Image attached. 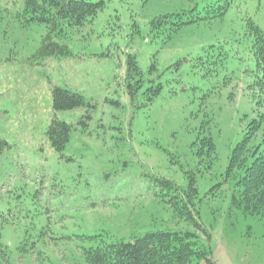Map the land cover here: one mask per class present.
Wrapping results in <instances>:
<instances>
[{
    "label": "rangeland",
    "instance_id": "obj_1",
    "mask_svg": "<svg viewBox=\"0 0 264 264\" xmlns=\"http://www.w3.org/2000/svg\"><path fill=\"white\" fill-rule=\"evenodd\" d=\"M2 1L0 137L10 148L0 156V264H89V248L158 231L196 233L218 264H264V218L233 204L226 172L256 108L247 18L264 32V0H234L222 16L171 37L151 31L155 17L205 14L216 0H92L104 8L69 31L71 53L31 64L46 30L22 27ZM131 55L144 79L134 101ZM150 85L161 93L145 105ZM55 86L85 104L54 111ZM55 116L73 126L62 153L47 134ZM161 179L183 189L195 180L209 240L175 209Z\"/></svg>",
    "mask_w": 264,
    "mask_h": 264
},
{
    "label": "trees",
    "instance_id": "obj_2",
    "mask_svg": "<svg viewBox=\"0 0 264 264\" xmlns=\"http://www.w3.org/2000/svg\"><path fill=\"white\" fill-rule=\"evenodd\" d=\"M233 2L216 0L210 6L212 10L208 9L205 14L195 13L193 8L155 17L151 22V31L156 36L167 32L168 37H171L187 24L222 16ZM2 3L16 8L14 18L22 27L41 25L46 30L36 54L28 59L30 64L38 57L70 54L67 44L69 31L91 22L105 5L104 1L92 0H3ZM247 30L252 38V53L258 73L255 82L256 108L248 118L242 140L232 150L226 172L234 181L233 204L247 215L264 218V32L250 18H247ZM126 81L134 101L144 79L133 55L128 59ZM160 93L161 85H150L144 92L145 105L150 104ZM84 104L85 97L67 87L55 86L52 90V107L56 112L75 109ZM72 128L71 124L56 116L52 119L47 134L57 152L62 153L66 148ZM206 142L210 152H213V140L206 138L203 143ZM7 148H10L9 143L0 137V156ZM160 183L162 188L174 193L170 202L180 211V215L203 230L209 240L211 234L201 228L200 212L193 202L198 195L195 180L192 179L187 189L168 179H161ZM3 251L0 240V253ZM86 256L89 264H218L210 247L199 242L196 233L188 231L149 232L133 242H113L89 248Z\"/></svg>",
    "mask_w": 264,
    "mask_h": 264
}]
</instances>
